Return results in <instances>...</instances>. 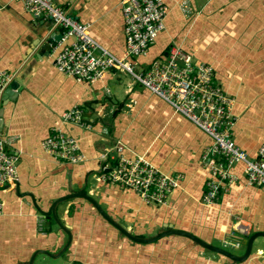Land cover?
<instances>
[{
	"label": "crops",
	"instance_id": "1",
	"mask_svg": "<svg viewBox=\"0 0 264 264\" xmlns=\"http://www.w3.org/2000/svg\"><path fill=\"white\" fill-rule=\"evenodd\" d=\"M53 1L88 25L103 48L124 57L121 0ZM162 1L169 8L165 29L133 63L147 70L179 45L196 65H211L214 83L235 99L233 139L257 159L264 143V0ZM0 5V71H18L21 88L5 93L0 110V141L19 154L17 186L0 188V264H35L40 256L54 264H264L263 237L237 261L168 233L188 232L243 258L247 238L264 233V186L247 185L243 164L233 168L237 181L223 188L217 203L204 206L210 176L204 156L212 144L207 134L126 73L109 71L90 84L58 72L47 40L52 32L61 37V30L35 19L19 0ZM75 107L85 126L63 122ZM57 129L78 140L86 162L63 163L44 152L42 142ZM119 146L128 158L144 155L162 172L183 176L165 206L147 205L135 191L99 179L102 157L115 156ZM82 195L132 237L158 239L128 238ZM236 218L251 226L248 236L233 233Z\"/></svg>",
	"mask_w": 264,
	"mask_h": 264
},
{
	"label": "built area",
	"instance_id": "2",
	"mask_svg": "<svg viewBox=\"0 0 264 264\" xmlns=\"http://www.w3.org/2000/svg\"><path fill=\"white\" fill-rule=\"evenodd\" d=\"M19 1L35 19L49 20L53 29L61 30L59 40H56L54 32L49 34V38L52 36L53 39L50 47L55 53L54 65L58 72L79 83L90 84L103 79L109 71L126 73L211 138L212 144L204 156L210 174L201 200L204 206H214L223 188L237 181V176L232 172L237 164L245 166L248 186H264V143L255 160L235 143V99L214 83L211 65H196L193 57L179 45L172 46L166 59L153 61L147 70H138L133 63L134 58L146 54L159 33L165 29L169 8L162 0H121L126 40L123 58L114 56L98 44L90 36L88 25L79 23L53 0ZM4 8L0 5V11ZM67 38H73V42L64 44ZM18 73L0 71V110L3 97ZM62 120L85 126L82 111L76 107L65 112ZM42 148L48 156L59 162L77 165L87 161L78 140L62 130H55L42 142ZM123 150L119 146L113 151L115 156L102 157L106 162L101 166L99 179L135 191L147 205L165 206L170 194L181 187L183 176L162 172L144 155L128 158ZM110 158L116 160L114 164L109 162ZM18 164L19 154L8 151L0 141V188L12 189L17 186ZM3 213L4 202L0 196V216ZM39 226L40 233L45 234L43 220ZM232 229L233 233L248 236L251 226L236 218Z\"/></svg>",
	"mask_w": 264,
	"mask_h": 264
},
{
	"label": "water",
	"instance_id": "3",
	"mask_svg": "<svg viewBox=\"0 0 264 264\" xmlns=\"http://www.w3.org/2000/svg\"><path fill=\"white\" fill-rule=\"evenodd\" d=\"M56 37V40H59L60 37L58 36H55ZM53 42V39H52V36L47 40V45H50L51 43ZM20 81L17 79L15 80V82L11 85V89H9L6 94L7 96L8 95H11V90H14L15 88H17V92L20 91ZM104 109V108H103ZM3 117V114L0 112V118ZM1 121V119H0ZM82 196H85V195H82ZM87 197V196H85ZM87 199H89L93 204L94 206L97 208V210L101 213V215L107 219L111 224H113L117 229L120 230V232H122V234H124L125 236H127L128 238L130 239H133L134 241H137V242H140V243H152L154 241H156L158 238H153V239H149V240H144V239H138V238H135V237H132L129 233H127L124 229H122L119 225H117L115 222H113L102 210L101 208L94 202L92 201L90 198L87 197ZM54 210V208L52 209ZM52 212H49L47 213V215L49 216ZM168 233H174V234H177V235H181V236H185L191 240H193L195 243L201 245L202 247L208 249V250H211L213 252H216V253H219L221 255H224L232 260H242V259H245L248 254L250 253V250H251V246L253 244V241L258 238V237H263L264 238V233L263 232H258L256 233L255 235L251 236V237H248L247 238V252H246V255L243 257V258H237L235 256H233L232 254H230L229 252L223 250V249H220V248H217V247H214L212 245H210L209 243H207L206 241L200 239L199 237H197L196 235L194 234H191V233H188V232H184V231H179V230H173V231H170ZM163 236V235H162ZM162 236H159V238H161ZM43 254H46L48 255L49 257L53 258V259H59L61 257V254L59 256H52L51 254H49L48 252H42ZM34 261V259H33ZM33 261L31 262V264H33Z\"/></svg>",
	"mask_w": 264,
	"mask_h": 264
},
{
	"label": "rangeland",
	"instance_id": "4",
	"mask_svg": "<svg viewBox=\"0 0 264 264\" xmlns=\"http://www.w3.org/2000/svg\"><path fill=\"white\" fill-rule=\"evenodd\" d=\"M61 262L62 261H58L56 264H60ZM54 263L55 261H51L50 259H45L43 256H40L39 259H37L35 262V264H54Z\"/></svg>",
	"mask_w": 264,
	"mask_h": 264
}]
</instances>
